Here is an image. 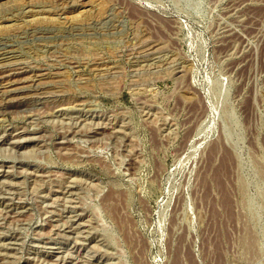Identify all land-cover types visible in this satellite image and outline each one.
<instances>
[{
    "label": "rangeland",
    "instance_id": "rangeland-1",
    "mask_svg": "<svg viewBox=\"0 0 264 264\" xmlns=\"http://www.w3.org/2000/svg\"><path fill=\"white\" fill-rule=\"evenodd\" d=\"M4 1L0 264H264V0Z\"/></svg>",
    "mask_w": 264,
    "mask_h": 264
},
{
    "label": "bare ground",
    "instance_id": "bare-ground-1",
    "mask_svg": "<svg viewBox=\"0 0 264 264\" xmlns=\"http://www.w3.org/2000/svg\"><path fill=\"white\" fill-rule=\"evenodd\" d=\"M0 1H2V2H0V5H5V3L10 2V1H7V2H6V1H4V0H0ZM20 1H21V0H20ZM29 1H30V0H29ZM32 1H33V0H32ZM61 1H62V0H61ZM77 1H78V0H77ZM12 2H13V0H12ZM14 2H15V0H14ZM30 2H31V1H30ZM38 2H39V1H38ZM58 2H59V1H58ZM62 2H63V1H62ZM26 3H27V1H26ZM75 3H76V2H75ZM10 4H11V3H10ZM10 4H9V5H10ZM21 4H22V3H21ZM67 4L69 5V3H67ZM67 4H66V5H67ZM7 5H8V3H7ZM52 5H53V4H52ZM82 5H83V4H82ZM10 6H11V5H10ZM14 6H15V5H14ZM34 6H35V5H34ZM44 6H45V5H44ZM64 6H65V5H64ZM1 7H2V6H0V8H1ZM15 7H16V6H15ZM23 7H24V5H23ZM57 7H58V6H57ZM30 8H31V7H30ZM30 8H28V9H30ZM6 9H7V8H6ZM8 9H10V8H8ZM39 9H40V8H39ZM30 10H31V9H30ZM33 11H34V10H33ZM10 12H11V11H10ZM14 12H15V11H14ZM24 12H25V11H24ZM58 12H60V11H58ZM17 13H18V12H17ZM44 13H45V12H44ZM49 13H50V11H49ZM25 14H26V13H25ZM31 14H32V13H31ZM47 15H48V14H47ZM5 16H6V15H5ZM40 16H41V15H40ZM60 16H61V15H60ZM56 17H57V16H56ZM62 17H63V16H62ZM2 18H3V17H2ZM33 18H34V17H33ZM40 18H41V17H40ZM0 19H1V18H0ZM16 19H17V18H16ZM35 19H36V18H35ZM46 19H47V18H46ZM5 20H6V19H5ZM33 21H34V20H33ZM13 22H14V21H13ZM2 25H3V24H2ZM3 26H4V25H3ZM3 48H4V47H3ZM7 50H10V49H7ZM157 51H158V50H157ZM6 52H7V51H6ZM21 52H22V51H21ZM21 52H20V53H21ZM146 52H147V51H146ZM148 53H149V52H148ZM153 53H154V52H153ZM5 54H6V53H5ZM9 54H10V51H9ZM9 54H8V55H9ZM8 55H6V56H8ZM141 56H142V55H141ZM1 57H2V56H1ZM157 57H158V56H157ZM16 58H17V57H16ZM144 58H145V57H144ZM151 58H152V57H151ZM2 59H4V58H2ZM25 60H26V59H25ZM153 60H154V59H153ZM23 61H24V60H23ZM16 62H17V61H16ZM5 63H6V62H5ZM10 63H11V62H10ZM13 63H14V62H13ZM22 63H23V62H22ZM159 63H161V62H159ZM18 64H19V63H18ZM5 65H6V64H5ZM9 65H10V64L8 63V66H9ZM11 65H12V63H11ZM16 65H17V64H16ZM26 65H27V64H26ZM154 65H155V64H154ZM0 66H2V65H0ZM6 66H7V65H6ZM20 66H23V65L21 64ZM17 67H18V66H17ZM23 67H24V66H23ZM13 68H14V67H13ZM13 68H12V69H13ZM15 68H16V67H15ZM18 68H20V67H18ZM1 69H2V68H1ZM1 69H0V70H1ZM4 69H5V68H4ZM4 69H3V70H4ZM10 69H11V68H10ZM20 69H21V68H20ZM20 69H19V71H20ZM7 70H8V69H7ZM22 70H23V69H22ZM12 71H13V70H12ZM12 71H11V70H8L7 72H9V73L6 72L7 76H8V74H10V72H12ZM15 72H17V71L14 70V73H15ZM0 73H1V72H0ZM18 73H19V72H18ZM41 73H42V72H41ZM4 74H5V72L2 73L1 76H3ZM6 74H5V75H6ZM32 74H33V73H32ZM45 74H46V73H45ZM1 76H0V78H1ZM31 76H32V75H31ZM11 79H12V78H11ZM27 79H28V78H27ZM1 80H2V79H1ZM13 80H14V79H13ZM21 80H22V79H21ZM24 80H25V79H24ZM58 81H59V80H58ZM47 83H48V82H47ZM47 83H46V84H47ZM9 84H10V83H9ZM48 85H49V84H48ZM53 85H54V84H53ZM43 86H44V85H43ZM55 86H56V85H55ZM24 87H25V86H24ZM27 87H28V86H27ZM34 87H35V86H34ZM41 87H42V86H41ZM36 88H37V87H36ZM48 88H49V87H48ZM9 89H10V87H9ZM9 89H8V92H9ZM19 89H20V88H19ZM37 89H38V88H37ZM20 90H21V89H20ZM20 90H19V91H20ZM28 90H29V88H28ZM54 90H55V89H54ZM34 91H35V90H34ZM44 91H45V90H44ZM47 91H49V90H47ZM26 92H27V91H26ZM49 92H50V91H49ZM4 93H5V91H4ZM44 93H46V92H44ZM17 94H18V93H17ZM57 94H59V93H57ZM60 94H61V93H60ZM2 95H3V94H2ZM4 95H5V94H4ZM36 95H37V94H36ZM38 95H39V94H38ZM42 95H43V93H42ZM47 95H48V94H47ZM0 96H1V95H0ZM39 96H40V95H39ZM57 96H58V95H57ZM4 97H5V96H4ZM27 97H29V96H27ZM34 97H35V96H34ZM61 97H62V96H61ZM11 98H12V97H11ZM20 98H21V97H20ZM55 98H56V97H55ZM22 99H24V97H23ZM39 99H40V98H39ZM51 99H52V98H51ZM57 99H58V98H57ZM10 100H11V99H10ZM15 100H16V99H15ZM15 100H14V101H15ZM48 100H49V99H48ZM21 101H22V100H21ZM52 101H54V100H52ZM8 102H9V100H8ZM8 102H7V103H8ZM11 102H12V101H11ZM11 102H10V103H11ZM19 102H20V100H19ZM19 102L16 101V103H19ZM0 103H1V102H0ZM7 103H6V104H7ZM22 103H23V102H22ZM32 103H34V102H32ZM57 103H58V102H57ZM35 104H36V103H35ZM45 104H46V103H45ZM1 105H2V103H1ZM33 105H34V104H33ZM79 105H80V104H79ZM5 106H6V105H5ZM35 106H36V105H35ZM81 106H82V105H81ZM1 107H2V106H1ZM15 107H16V106H15ZM20 107H21V106H20ZM59 107H60V106H59ZM30 108H31V107H30ZM25 110H26V109H25ZM7 111H8V110H7ZM0 112H1V111H0ZM65 116H66V115H65ZM61 117H62V116H61ZM69 117H70V116H69ZM80 118H81V117H80ZM80 118H79V119H80ZM68 119H69V118H68ZM64 121H65V120H64ZM64 121H63V122H64ZM69 121H70V120H69ZM78 122H79V121H78ZM78 122H77V123H78ZM64 123H65V122H64ZM66 123H67V122H66ZM69 123H71V122H69ZM73 123H74V122H73ZM32 124H33V123H32ZM103 124H104V123H103ZM67 125H68V124H67ZM72 125H73V124H72ZM101 125H102V124H101ZM82 126H83V125H82ZM82 126H81V127H82ZM99 126H100V124H99ZM106 126H107V125H106ZM108 126H110V125H108ZM7 127H8V126H7ZM119 128H120V127H119ZM109 129H110V128H109ZM112 129H113V128H112ZM67 130H68V129H67ZM115 130H116V129H115ZM68 132H69V131H68ZM97 132H98V131H97ZM114 132H115V131H114ZM15 133H16V132H15ZM2 134H3V133H2ZM63 134H64V133H63ZM15 137H16V136H15ZM65 138H66V137H65ZM1 139H2V138H1ZM11 140H12V139H11ZM18 140H19V139H18ZM18 140H17V141H18ZM23 140H24V139H23ZM61 140H63V139H61ZM4 141H5V140H4ZM15 141H16V140H15ZM19 141H20V140H19ZM19 145H20V144H19ZM4 146H5V145H4ZM0 147H1V146H0ZM13 147H14V146H13ZM14 149H15V148H14ZM224 169H225V168H224ZM34 172H35V171H34ZM69 184H70V183H69ZM73 185H74V184H73ZM59 186H60V185H59ZM6 187H7V185H6ZM3 190H4V189H3ZM8 190H9V189H8ZM62 191H63V190H62ZM68 191H69V190H68ZM69 193H70V192H69ZM14 194H15V193H14ZM9 195H10V194H9ZM69 195H70V194H69ZM16 196H17V195H16ZM64 196H65V195H64ZM73 197H75V196H73ZM63 198H64V197H63ZM71 199H72V198H71ZM19 200H20V199H19ZM9 202H10V201H9ZM63 202H64V201H63ZM15 203H16V202H15ZM70 203H71V202H70ZM76 203H77V202H76ZM69 205H70V204H69ZM71 205H72V204H71ZM73 205H74V202H73ZM7 206H8V205H7ZM13 206H14V205H13ZM4 209H5V208H4ZM69 209H70V208H69ZM60 213H61V212H60ZM11 214H12V213H11ZM13 215H14V214H13ZM68 215H69V214H68ZM76 215H77V214H76ZM3 216H4V215H3ZM5 216H6V214H5ZM59 216H60V215H59ZM68 220H69V219H68ZM69 223H70V222H69ZM71 225H72V224H71ZM79 225H80V224H79ZM71 229H72V228H71ZM56 231H57V230H56ZM88 231H89V230H88ZM60 232H61V231H60ZM73 232H74V230H73ZM84 235H85V234H84ZM69 236H70V235H69ZM70 237H71V236H70ZM5 239H6V238H5ZM78 240H79V239H78ZM65 241H66V240H65ZM10 246H11V245H10ZM60 246H61V245H60ZM0 247H1V246H0ZM7 247H8V246H7ZM56 247H57V246H56ZM50 248H51V247H50ZM0 252H1V251H0ZM3 252H4V251H3ZM3 252H2V253H3ZM2 253H1V254H2ZM69 255H70V254H69ZM81 255H82V254H81ZM71 256H72V255H71ZM1 257H2V256H1ZM82 257H83V256H82ZM78 258H79V257H78ZM64 260H65V259H64ZM78 262H79V261H78ZM84 262H85V261H84Z\"/></svg>",
    "mask_w": 264,
    "mask_h": 264
}]
</instances>
